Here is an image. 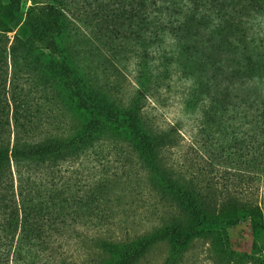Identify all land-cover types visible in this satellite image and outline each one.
I'll return each mask as SVG.
<instances>
[{"label": "trees", "instance_id": "obj_1", "mask_svg": "<svg viewBox=\"0 0 264 264\" xmlns=\"http://www.w3.org/2000/svg\"><path fill=\"white\" fill-rule=\"evenodd\" d=\"M256 8L264 14V0H0V264H85L86 254L94 256L88 264L104 254L108 264H145L162 243L170 246L163 264H185L192 243L215 228L263 231L264 32L249 18ZM134 62L137 98L126 102L100 82L116 64ZM42 80L86 112L82 123L36 134L29 112L58 99ZM174 83L179 112L162 123L145 105ZM184 135L212 169L204 183L180 158ZM110 137L135 144L128 154L150 208V225L138 233L116 207L134 168L110 159L121 153ZM89 150L95 159L77 179L70 164ZM259 247L246 253L252 264H264ZM234 255L222 260L236 264Z\"/></svg>", "mask_w": 264, "mask_h": 264}, {"label": "rangeland", "instance_id": "obj_2", "mask_svg": "<svg viewBox=\"0 0 264 264\" xmlns=\"http://www.w3.org/2000/svg\"><path fill=\"white\" fill-rule=\"evenodd\" d=\"M245 1V0H244ZM250 3V2H249ZM260 11L256 8L251 11L250 14L253 17H249L253 19L252 25H254L258 31L261 29L264 32V14H260ZM246 19V18H245ZM263 28V29H262ZM13 34H10L12 36ZM158 55V54H157ZM163 56V55H162ZM161 57V56H160ZM169 59V56L165 57V61ZM127 67L124 68L123 65L116 64V67L110 68L107 71L106 78L104 81L100 82L101 84L105 83L107 85L108 91L113 94L118 99H125L128 102V99L132 96L137 98V65L133 63L125 64ZM117 69V70H115ZM121 73L117 75V72ZM109 75V76H108ZM117 76H119L117 78ZM42 90L46 91L48 94H53L55 97L57 96L56 104H48L45 103L41 112H29L33 115L34 119V127L36 130V134L44 136L49 132H55L58 129H65L67 123L71 124H80L84 119V113L80 108L71 106L66 102L63 103V99L60 96V89L57 87L55 83L50 81L42 80ZM175 83L172 86V89H166L161 91V93L154 99L151 98L147 100L145 112L149 114H154V116H158V120L162 123L166 121H171L174 112H179V95L180 90L177 87H174ZM59 91V92H58ZM90 97H92L93 93L89 92ZM50 99L49 97H47ZM137 100V99H136ZM38 124V128H36ZM42 126V128H41ZM38 135V136H39ZM185 139L182 141V152L180 153L181 160H188L185 168L188 171L189 176H197L200 181L203 182L205 180V174L209 170H212L208 167V163L206 164V158L201 156V150L198 146L191 145L189 141V137L185 136ZM108 139V143L111 139ZM111 146L116 147V151L121 152L120 154H112L110 159L119 160L122 162L124 158H127L132 163V167L134 168L131 171V181L126 187H124L125 191L122 188H117L122 196V201L116 205L120 206V209L123 211L122 217L126 221V224L132 229L136 230V232H140L149 227V223L144 216L149 215L150 208L148 204L142 201L140 194L138 195V182H137V158L134 155H129L128 151L132 152V148H135V144L132 140L123 141V139L117 140L115 143H109ZM136 150V149H135ZM107 152H115L113 148H110ZM113 155H118L119 159L115 158ZM196 155V156H195ZM178 158V157H177ZM95 159V155L91 150L87 151L83 158H77L70 165L74 164L73 168L68 169L69 173H74L76 170L77 179H84L88 175V168L91 166L92 161ZM68 167V165H64L62 168ZM185 170V171H186ZM215 169L212 173V176L217 172ZM218 173V172H217ZM204 183V182H203ZM119 186V185H118ZM122 187V186H120ZM209 190L206 188V191ZM133 192V193H132ZM222 198H214L213 204L218 206L221 203ZM263 237V239H261ZM264 240V230L263 231H255L248 225L238 228L237 230H233L232 232H225L219 229H213L212 235H207V237H202L201 239L195 240L192 243V246L189 252L186 255V263L185 264H226L222 259H227L230 254L235 253L234 257L236 258V264H252L251 260H248L246 257V253L250 252L252 248L259 244V249L261 248V252L256 255L257 259L264 257V248L262 249L261 241ZM85 250V249H84ZM170 246L168 244H159L155 246L154 252L152 254V258L148 259L145 264H163L164 257L169 255ZM101 255V254H100ZM83 257L85 264L92 262L93 257L87 256V254ZM116 260V259H115ZM113 262L110 259V255L104 254L99 256L97 259V264H108ZM256 264V263H253Z\"/></svg>", "mask_w": 264, "mask_h": 264}]
</instances>
